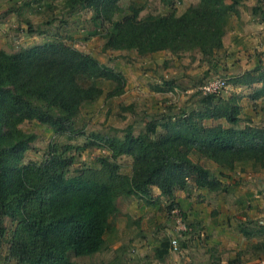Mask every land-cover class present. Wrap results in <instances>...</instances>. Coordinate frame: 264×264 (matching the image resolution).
<instances>
[{
  "label": "trees",
  "instance_id": "trees-1",
  "mask_svg": "<svg viewBox=\"0 0 264 264\" xmlns=\"http://www.w3.org/2000/svg\"><path fill=\"white\" fill-rule=\"evenodd\" d=\"M244 1L198 0L180 15L172 11L144 18L133 5L121 16V0L67 4L91 9L106 50L135 51L140 58L163 51L174 56L197 53L212 66L223 49L225 20ZM163 2L172 5V0ZM252 11L262 12L260 6ZM100 80L116 84L108 97L124 92L123 74L62 41L15 53L0 50V242L6 240L7 258L16 264H74L70 254L91 257L102 252L121 197H147L155 187L160 196L173 199L175 190L186 191L191 184L225 191L221 180L191 159L192 153L229 171L246 162L264 164V127L238 128L236 97L222 95L202 96L197 109L161 124L150 118L138 136L129 128L122 138L101 137L108 155L98 158V168L72 171L75 158L70 152L80 148L55 142L41 162L23 163L35 135L20 126L36 122L57 135L75 133L81 107L103 95ZM232 82L252 87V100L264 98L261 66ZM208 120L216 124L208 126ZM122 156L132 159L130 175L120 172L117 159ZM260 232L264 235V226ZM168 246L164 241L157 249L158 259ZM260 247L264 244L254 245L255 250Z\"/></svg>",
  "mask_w": 264,
  "mask_h": 264
},
{
  "label": "rangeland",
  "instance_id": "rangeland-1",
  "mask_svg": "<svg viewBox=\"0 0 264 264\" xmlns=\"http://www.w3.org/2000/svg\"><path fill=\"white\" fill-rule=\"evenodd\" d=\"M197 3L198 0H172V5L167 6L163 0H121L124 9L121 16L128 13L130 5L141 8L140 18H144L172 11L180 15ZM54 41L74 46L123 74L124 93L108 97L116 84L98 81L103 95L81 107L72 134L57 135L36 122L23 123L20 128L35 135L23 163L41 162L49 144L55 142L80 148L70 152L75 158L72 171L98 168V158L108 155L101 137L122 138L129 128L138 136L150 118L161 124L163 119L184 110L197 109L202 97L197 88L215 76L227 80L224 96L236 97L235 104L240 109L237 127L244 128L247 124L264 127V98L252 100V87L236 89L228 75L208 70L210 64L200 54L164 56L161 53L159 65L149 68L135 51L106 50L101 30L94 24L88 7L70 8L67 0H0V50L15 53ZM173 57L172 61L163 59ZM171 70H182L184 77L180 85L168 81L166 76ZM131 86L137 97L130 94ZM191 158L198 163L202 160L196 155ZM117 162L122 174H131L130 157H119ZM251 164H239L232 171L221 167L210 170L221 180L225 191L210 192L191 184L186 191L175 190L173 199L160 196L155 187L147 197L119 198L118 213L111 220L113 230L105 236L104 250L91 257L70 254V261L74 264H264L263 247L254 248L264 244L260 232L264 226V165ZM222 169L225 174L220 173ZM176 218L187 231L180 233L178 250H172L170 242L178 233ZM164 241L169 242L167 253L158 259L157 249ZM0 264H16L7 258L6 240L0 242Z\"/></svg>",
  "mask_w": 264,
  "mask_h": 264
},
{
  "label": "crops",
  "instance_id": "crops-1",
  "mask_svg": "<svg viewBox=\"0 0 264 264\" xmlns=\"http://www.w3.org/2000/svg\"><path fill=\"white\" fill-rule=\"evenodd\" d=\"M260 6L262 12L254 13L252 10L254 7ZM223 49L219 52L216 61L213 62L212 66H209L208 70H212L215 74H226L228 78L234 79L236 76L242 75L245 72L252 71L258 66L264 70V0L262 3H258V0H246L238 7V13H230L225 20L224 26V36L222 38ZM166 54L171 55L169 52H158L152 54L148 57L143 58L145 64L149 68H154L155 64L159 65L158 60H160L159 55ZM220 56H225V59H220ZM170 59L173 58H163ZM162 61V60H161ZM175 63V62H174ZM171 70L169 76H166L168 81L174 82L180 85L182 83V70L173 72ZM126 77V76H125ZM218 77V76H215ZM136 79L143 77H135ZM213 78V77H212ZM222 78V77H219ZM225 79V78H224ZM148 81V80H147ZM227 81V80H226ZM191 83V82H190ZM129 85V84H128ZM127 85V86H128ZM189 84L188 86H190ZM236 89H241V87L236 86ZM130 94L137 97L136 92L132 91V86L129 88ZM124 93V92H123ZM122 93V94H123ZM121 94V95H122ZM222 97H225L224 94ZM188 110H193L192 108ZM206 125L212 126L216 122L208 120L205 122ZM196 155L197 159L200 157L192 153L191 156ZM192 159V158H191ZM205 160V159H202ZM200 161V164L207 168L208 170H215L218 168L211 161L205 160L207 162ZM251 163V162H250ZM251 165H254L253 163ZM264 165V164H263ZM220 173L225 174V170L222 169ZM206 190V189H205ZM208 191V190H206ZM117 211L113 216L118 213V200H117ZM110 219V224L113 228L112 218Z\"/></svg>",
  "mask_w": 264,
  "mask_h": 264
},
{
  "label": "built area",
  "instance_id": "built-area-1",
  "mask_svg": "<svg viewBox=\"0 0 264 264\" xmlns=\"http://www.w3.org/2000/svg\"><path fill=\"white\" fill-rule=\"evenodd\" d=\"M228 88V83L226 79L214 77L207 81H205L202 85H200L197 90L200 93L201 96H219L223 95ZM175 224L177 225V235L174 239L171 240L170 247L172 250H178V242L180 238V233H185L187 231V228L185 225L181 223V221L176 218Z\"/></svg>",
  "mask_w": 264,
  "mask_h": 264
}]
</instances>
